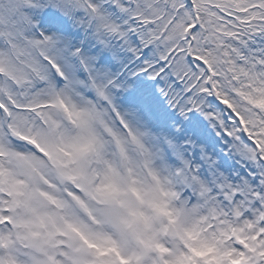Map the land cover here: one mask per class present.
<instances>
[{"label":"snow or ice","instance_id":"obj_1","mask_svg":"<svg viewBox=\"0 0 264 264\" xmlns=\"http://www.w3.org/2000/svg\"><path fill=\"white\" fill-rule=\"evenodd\" d=\"M0 264H264V0H0Z\"/></svg>","mask_w":264,"mask_h":264}]
</instances>
